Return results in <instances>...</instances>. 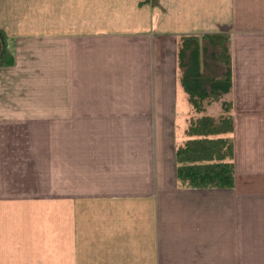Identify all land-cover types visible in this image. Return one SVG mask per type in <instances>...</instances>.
Segmentation results:
<instances>
[{
	"label": "crops",
	"instance_id": "obj_1",
	"mask_svg": "<svg viewBox=\"0 0 264 264\" xmlns=\"http://www.w3.org/2000/svg\"><path fill=\"white\" fill-rule=\"evenodd\" d=\"M0 28V264H264V0H0ZM217 32L234 186L180 189L177 38Z\"/></svg>",
	"mask_w": 264,
	"mask_h": 264
},
{
	"label": "trees",
	"instance_id": "obj_2",
	"mask_svg": "<svg viewBox=\"0 0 264 264\" xmlns=\"http://www.w3.org/2000/svg\"><path fill=\"white\" fill-rule=\"evenodd\" d=\"M157 4L158 0H144ZM0 66L12 63L0 28ZM178 80L188 112L176 137L175 174L180 189L234 186L233 113L223 97L232 87L231 39L228 33H182L177 38ZM220 101L216 114L208 106Z\"/></svg>",
	"mask_w": 264,
	"mask_h": 264
},
{
	"label": "rangeland",
	"instance_id": "obj_3",
	"mask_svg": "<svg viewBox=\"0 0 264 264\" xmlns=\"http://www.w3.org/2000/svg\"><path fill=\"white\" fill-rule=\"evenodd\" d=\"M52 1L55 2V0H52ZM165 19H166V17H165ZM12 41L13 40L10 39L9 46H13ZM179 85H180V83H179ZM180 97H181L182 103L185 102L187 104V106H188V103H187L186 98H185V93L183 91H181ZM182 125L180 126V132L182 130ZM101 127H103V124L80 123V126H79V136H80L79 142H80V144L83 142V145H80V149L82 147L90 146V145L93 144V142L95 140V136L92 135V132L95 133V134H99L100 130L102 129ZM47 129L48 130H53V126H49V127H47ZM88 133L90 134V135H88L89 139H87V137H86ZM81 135H84L85 137L82 139ZM80 152H81V150H80ZM80 158H82L81 154H80ZM45 164L47 165V172H48L49 179L54 180V176L56 174V170L59 167V162L57 160L49 159L48 161H46Z\"/></svg>",
	"mask_w": 264,
	"mask_h": 264
},
{
	"label": "water",
	"instance_id": "obj_4",
	"mask_svg": "<svg viewBox=\"0 0 264 264\" xmlns=\"http://www.w3.org/2000/svg\"><path fill=\"white\" fill-rule=\"evenodd\" d=\"M1 49H2V42H1V40H0V52H1Z\"/></svg>",
	"mask_w": 264,
	"mask_h": 264
}]
</instances>
